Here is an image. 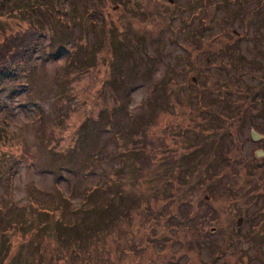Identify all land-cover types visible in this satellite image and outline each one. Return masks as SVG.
Returning <instances> with one entry per match:
<instances>
[{"label":"rangeland","instance_id":"374dc122","mask_svg":"<svg viewBox=\"0 0 264 264\" xmlns=\"http://www.w3.org/2000/svg\"><path fill=\"white\" fill-rule=\"evenodd\" d=\"M29 25L0 264H264V0H0V45Z\"/></svg>","mask_w":264,"mask_h":264},{"label":"trees","instance_id":"16d2710c","mask_svg":"<svg viewBox=\"0 0 264 264\" xmlns=\"http://www.w3.org/2000/svg\"><path fill=\"white\" fill-rule=\"evenodd\" d=\"M42 37V32L40 29H37L34 25H29L21 35L18 37L15 36L11 39L12 44H9V41L2 43L0 45V72L5 74V72L9 71L14 65L20 64L21 62H25L28 56L32 54V50L34 49V44L37 43V38ZM9 54L7 58V54ZM241 114L243 111H240L238 115L235 116L234 119L240 120ZM229 120H233L229 118ZM237 121V122H238ZM143 127V126H142ZM142 131V135H140L141 142L136 143L138 147L139 154L136 157V165L138 169H143V165H146L149 159V154L147 153V139L145 134L143 133V128L139 130ZM140 134V133H139Z\"/></svg>","mask_w":264,"mask_h":264},{"label":"water","instance_id":"95a60500","mask_svg":"<svg viewBox=\"0 0 264 264\" xmlns=\"http://www.w3.org/2000/svg\"><path fill=\"white\" fill-rule=\"evenodd\" d=\"M251 136H252L253 139H257L259 134L256 131L252 130L251 131Z\"/></svg>","mask_w":264,"mask_h":264}]
</instances>
